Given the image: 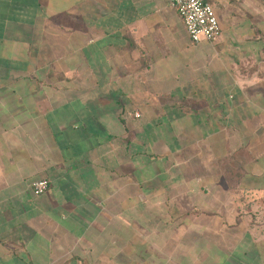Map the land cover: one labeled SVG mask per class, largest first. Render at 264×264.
I'll list each match as a JSON object with an SVG mask.
<instances>
[{
    "label": "crops",
    "instance_id": "0c3cea01",
    "mask_svg": "<svg viewBox=\"0 0 264 264\" xmlns=\"http://www.w3.org/2000/svg\"><path fill=\"white\" fill-rule=\"evenodd\" d=\"M206 1L0 0V264H264V0Z\"/></svg>",
    "mask_w": 264,
    "mask_h": 264
},
{
    "label": "built area",
    "instance_id": "2783aa9c",
    "mask_svg": "<svg viewBox=\"0 0 264 264\" xmlns=\"http://www.w3.org/2000/svg\"><path fill=\"white\" fill-rule=\"evenodd\" d=\"M168 6L174 9L182 21L190 39L212 41L220 34V26L214 10L206 0H167ZM136 116L137 113L135 114ZM47 179L35 180L32 190L40 195L47 191Z\"/></svg>",
    "mask_w": 264,
    "mask_h": 264
}]
</instances>
